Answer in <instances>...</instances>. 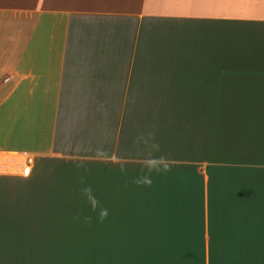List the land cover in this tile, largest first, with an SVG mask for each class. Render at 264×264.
<instances>
[{"label":"crops","instance_id":"obj_1","mask_svg":"<svg viewBox=\"0 0 264 264\" xmlns=\"http://www.w3.org/2000/svg\"><path fill=\"white\" fill-rule=\"evenodd\" d=\"M115 174L136 231L80 224ZM79 250L264 264V0H0V264Z\"/></svg>","mask_w":264,"mask_h":264},{"label":"rangeland","instance_id":"obj_2","mask_svg":"<svg viewBox=\"0 0 264 264\" xmlns=\"http://www.w3.org/2000/svg\"><path fill=\"white\" fill-rule=\"evenodd\" d=\"M79 160H90V161H103L107 160L103 157H79ZM120 158H111V161H119ZM106 175V174H104ZM135 175V174H132ZM137 175V174H136ZM118 174L113 175V177L108 180L114 181V186H119L122 181L127 183V185L120 187L118 189H105L109 188L108 184H102L104 180H100V184L95 183L99 187L104 186L102 189L94 190V201L93 204L79 203L78 205V218L79 223H83L85 220L88 224L92 222L94 227L95 224L99 226L103 223H113L122 224L132 231L137 229V188L133 186L126 179H121ZM81 200V199H79ZM102 201V202H101ZM101 202V203H100ZM102 223V224H101ZM113 226V225H112ZM80 228V227H79ZM93 261L94 264H137V254L135 253H119V254H109V253H94L87 254L86 252L80 251L78 253L79 264H87V262Z\"/></svg>","mask_w":264,"mask_h":264}]
</instances>
